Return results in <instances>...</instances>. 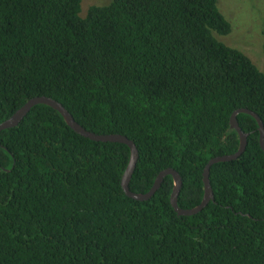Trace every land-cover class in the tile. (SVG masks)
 I'll list each match as a JSON object with an SVG mask.
<instances>
[{"label":"trees","instance_id":"obj_1","mask_svg":"<svg viewBox=\"0 0 264 264\" xmlns=\"http://www.w3.org/2000/svg\"><path fill=\"white\" fill-rule=\"evenodd\" d=\"M0 0V124L47 97L96 135L133 141L130 189L163 171L198 207L204 169L237 153L232 115L264 123V72L217 38L232 32L218 0ZM264 52V43H263ZM244 154L211 168L214 201L179 216L168 176L149 200L126 196L130 149L74 132L31 109L0 134V264H264V152L257 121Z\"/></svg>","mask_w":264,"mask_h":264},{"label":"water","instance_id":"obj_2","mask_svg":"<svg viewBox=\"0 0 264 264\" xmlns=\"http://www.w3.org/2000/svg\"><path fill=\"white\" fill-rule=\"evenodd\" d=\"M39 105H46L48 107H51L52 109L56 110L60 115L64 118L66 124L77 134L80 136L89 139L94 142L98 143H119V144H124L129 147L130 149V161L128 164V167L124 173L123 179H122V188L126 194L127 197L139 201V202H144V201H149L156 193L157 191L160 190L164 179L168 176H171L173 178L174 182V187L173 191L171 194V205L175 212L179 216H185V217H190V216H195L202 212L208 205L209 203L213 202L215 197H214V192L210 183V172L211 168L218 163H226V162H231L237 160L239 157H241L244 152L247 149L248 145V134L244 133L243 130L241 129L239 123H238V116L240 114H246L251 117H253L259 126V133H260V146L261 149L264 152V123L261 120V118L254 112L247 110V109H240L236 111L230 120V124L233 129H235L240 137V145L237 153L233 155H228V156H222V157H216L209 161L208 165L204 169V174H203V182H204V197L201 202V204L190 210H184L179 207L178 205V199L183 187V180L181 176L179 175L178 172H176L173 169H168L166 171H163L160 173V175L157 177L152 189L147 193V194H136L133 193L130 189V183L133 177V174L135 172L138 160H139V152L138 149L135 145V143L131 140H129L125 136L121 135H96L94 133H91L87 131L85 128H83L80 124H78L73 116L65 109V107L60 104L59 102L47 98V97H40V98H35L31 101H29L24 107H22L19 111H17L10 119L5 121L4 123L0 124V134L3 131L9 130L16 128L19 126V124L25 119V117L30 113L31 109L39 106Z\"/></svg>","mask_w":264,"mask_h":264},{"label":"rangeland","instance_id":"obj_3","mask_svg":"<svg viewBox=\"0 0 264 264\" xmlns=\"http://www.w3.org/2000/svg\"><path fill=\"white\" fill-rule=\"evenodd\" d=\"M112 0H82L81 16L93 6H105ZM218 8L231 24L232 32L218 40L248 56L264 72V0H218Z\"/></svg>","mask_w":264,"mask_h":264}]
</instances>
